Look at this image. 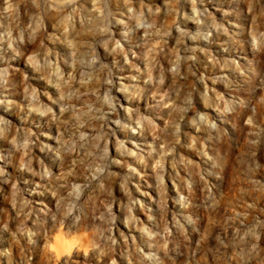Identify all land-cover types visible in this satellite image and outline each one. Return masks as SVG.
Masks as SVG:
<instances>
[{"label":"rangeland","instance_id":"374dc122","mask_svg":"<svg viewBox=\"0 0 264 264\" xmlns=\"http://www.w3.org/2000/svg\"><path fill=\"white\" fill-rule=\"evenodd\" d=\"M0 264H264V0H0Z\"/></svg>","mask_w":264,"mask_h":264}]
</instances>
